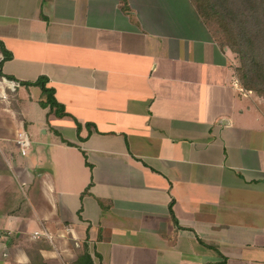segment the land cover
Wrapping results in <instances>:
<instances>
[{
  "label": "crops",
  "instance_id": "crops-1",
  "mask_svg": "<svg viewBox=\"0 0 264 264\" xmlns=\"http://www.w3.org/2000/svg\"><path fill=\"white\" fill-rule=\"evenodd\" d=\"M0 45V264H264V99L191 0H0Z\"/></svg>",
  "mask_w": 264,
  "mask_h": 264
},
{
  "label": "trees",
  "instance_id": "trees-1",
  "mask_svg": "<svg viewBox=\"0 0 264 264\" xmlns=\"http://www.w3.org/2000/svg\"><path fill=\"white\" fill-rule=\"evenodd\" d=\"M229 1L219 0L218 8L215 0H192L194 5L197 4L201 18L207 22L209 19H215L218 24L220 29L212 31L206 23L213 36L217 38L219 46L227 47L238 56L239 64L233 66V72L241 87L255 92L264 99V0H239L244 6L240 18L233 14ZM219 31L223 36L220 40ZM0 47L6 53L2 45ZM25 84L40 85L41 79ZM42 92L45 99L39 101V104L42 107L48 106L57 116H62L63 106L53 97L52 89L43 87ZM72 264L92 263L88 254L84 252L79 254Z\"/></svg>",
  "mask_w": 264,
  "mask_h": 264
},
{
  "label": "rangeland",
  "instance_id": "rangeland-1",
  "mask_svg": "<svg viewBox=\"0 0 264 264\" xmlns=\"http://www.w3.org/2000/svg\"><path fill=\"white\" fill-rule=\"evenodd\" d=\"M191 2H192V0H191ZM192 4L195 7V10L197 11V13H199L198 12L199 10L197 8V4L194 5L193 2H192ZM215 5L219 8V0H215ZM229 5H230V8L232 9L233 14H235L237 17L240 18L241 12L244 11V9H243L244 6L241 4V1H239V0H236V1L230 0L229 1ZM239 10H241V11H239ZM204 22L209 25V27H210V29L212 31H217L216 29L219 28V26L216 23L215 19H209L208 22L206 20H204ZM216 34L214 33V35H216ZM220 38L223 39V36H222L221 32L219 31V40H220ZM234 56H235L234 57V64L237 65V64H239L238 56L237 55H234ZM13 93L14 92H11V94L9 95L10 96L9 99L0 100V113L6 114V116L8 115L9 118L16 119V118H20V117L17 116V114L15 112H13L15 110L18 111V104L16 103V94L13 95ZM39 112H40V110L36 109L33 113H36V115L37 114L39 115L40 114ZM38 117H40V116H38Z\"/></svg>",
  "mask_w": 264,
  "mask_h": 264
},
{
  "label": "built area",
  "instance_id": "built-area-1",
  "mask_svg": "<svg viewBox=\"0 0 264 264\" xmlns=\"http://www.w3.org/2000/svg\"><path fill=\"white\" fill-rule=\"evenodd\" d=\"M15 86V83L13 81H9L8 82V87L9 88H14ZM17 143H18V146H19V149H20V152L22 154H24V151H25V148L28 146V139L25 135L24 132H19L17 134V139H16ZM40 235H44L46 237H49L47 233H41V232H38V231H34L33 232V236L34 237H39Z\"/></svg>",
  "mask_w": 264,
  "mask_h": 264
}]
</instances>
